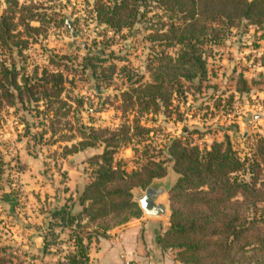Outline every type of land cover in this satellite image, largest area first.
<instances>
[{"label": "rangeland", "instance_id": "rangeland-1", "mask_svg": "<svg viewBox=\"0 0 264 264\" xmlns=\"http://www.w3.org/2000/svg\"><path fill=\"white\" fill-rule=\"evenodd\" d=\"M15 1L18 6L35 4L44 17L37 30L23 31L22 23L17 24L18 37L26 43L4 48L1 63H14L17 79L23 75L32 82L45 68L60 71L62 82L56 96H43L38 87L36 101L26 93L17 97L12 87L8 90L13 96L0 95V245L7 247L3 264H64L74 232L87 245L84 264H122L125 259L133 264H182L176 248L157 240L168 226V195L178 176L169 144L177 138L202 150L228 139L238 156H251L256 138L264 136V33L240 24L216 40H205L204 73L178 78L166 103L157 99L139 110L131 87L151 81L155 53L174 56L178 48L151 39L154 30L164 31L169 22L160 8L139 6L143 13L113 30L96 19L95 0ZM5 6L0 0V11ZM29 24L39 22L31 19ZM134 118L144 130L134 128ZM123 124L131 139L111 141L116 144L112 162L130 173L149 159L159 160L163 174L146 185L164 187L159 200L166 203V213L149 215L139 207L138 216L107 228L102 236L94 233L95 228L100 232L97 222L81 214L71 231L54 212L61 206L72 216L81 211L78 195L89 180L91 158L102 151L100 138L121 136ZM259 169L264 180V164ZM236 173L245 179L249 174L247 169ZM146 185H131V200L138 204L136 196ZM4 192L11 201L4 200ZM129 225H138V230L123 236ZM101 238H110L104 256L98 253Z\"/></svg>", "mask_w": 264, "mask_h": 264}, {"label": "trees", "instance_id": "trees-1", "mask_svg": "<svg viewBox=\"0 0 264 264\" xmlns=\"http://www.w3.org/2000/svg\"><path fill=\"white\" fill-rule=\"evenodd\" d=\"M4 1L6 6L0 11V52L10 45L19 44L18 48L25 45L26 39L18 37L15 30L18 23H22L23 31L37 30L44 17L35 4L18 6L15 0ZM150 3L169 19L165 30H154L151 39H164L165 45H178V48L174 56L162 51L155 53L149 69L151 81L131 87L139 110L156 104L157 99L166 103L178 78L191 79L204 73L201 44L205 40H216L231 26L240 24L254 25L264 33V0H95V17L111 29L119 30L143 13L139 6ZM31 19L39 24H29ZM17 75L14 63L6 66L0 61V95L10 98L13 92L8 87H12L17 97L26 93L36 101L40 97L34 94L38 87H41L38 93L43 96L47 93L56 96L60 91L62 74L58 70L48 72L42 68L32 82L23 75L17 79ZM131 92L126 93L128 101ZM135 121L136 118L134 128L145 129ZM121 126V136L111 134L100 138L102 151L91 158L89 180L78 195L81 211L72 216L66 206H61L54 212L71 231L72 221L81 214L88 221L97 222L100 232L95 228L94 233L101 236L107 228L126 221L129 216H138L140 208L130 198V186L146 185L151 177L163 174L159 160L149 159L130 173L112 162L116 144L111 141L131 139L125 136L128 126ZM169 151L178 176L169 190L168 226L157 240L163 241V246L176 248L182 264H264V180L258 175L260 164H264V136L256 138L250 157L238 156L228 139L213 141L208 148L200 150L174 138ZM245 169L249 172L247 179L236 173ZM8 195L4 192V200L11 201ZM42 245L47 246L44 237ZM71 247L64 254V264H84L87 245L81 235L72 233ZM5 248L0 245V264L4 262Z\"/></svg>", "mask_w": 264, "mask_h": 264}, {"label": "water", "instance_id": "water-1", "mask_svg": "<svg viewBox=\"0 0 264 264\" xmlns=\"http://www.w3.org/2000/svg\"><path fill=\"white\" fill-rule=\"evenodd\" d=\"M71 35H75L71 30ZM164 191V187L157 182L149 183L145 186L142 193L136 196L138 205L145 214L164 215L167 205L164 201L159 200L160 194Z\"/></svg>", "mask_w": 264, "mask_h": 264}, {"label": "crops", "instance_id": "crops-1", "mask_svg": "<svg viewBox=\"0 0 264 264\" xmlns=\"http://www.w3.org/2000/svg\"><path fill=\"white\" fill-rule=\"evenodd\" d=\"M138 230V225H129V226H126L122 232L123 236H127L129 237L131 235V233L133 232H136ZM109 239H106V238H101L99 241H98V244L101 246V249L98 250V253L99 255L101 256H104L105 255V252H107L106 250H108V248L110 247L109 246ZM131 244L127 243V246L126 247H131L130 246ZM113 254H112V258H113ZM117 259V258H116Z\"/></svg>", "mask_w": 264, "mask_h": 264}, {"label": "built area", "instance_id": "built-area-1", "mask_svg": "<svg viewBox=\"0 0 264 264\" xmlns=\"http://www.w3.org/2000/svg\"><path fill=\"white\" fill-rule=\"evenodd\" d=\"M122 264H133L132 262H130V260L128 259H125L123 260Z\"/></svg>", "mask_w": 264, "mask_h": 264}]
</instances>
